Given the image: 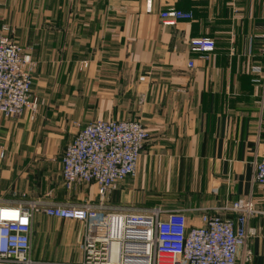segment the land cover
Wrapping results in <instances>:
<instances>
[{
  "label": "crops",
  "instance_id": "1",
  "mask_svg": "<svg viewBox=\"0 0 264 264\" xmlns=\"http://www.w3.org/2000/svg\"><path fill=\"white\" fill-rule=\"evenodd\" d=\"M168 9L193 19L165 26ZM4 27L36 65L38 110L34 119L27 111L0 120V206L97 205L96 187L64 184V151L80 126L136 120L149 138L136 176L107 207L181 210L191 227L206 213L234 218L223 210L228 201L252 198L264 213L253 181L264 157V0H0ZM196 38L216 42L208 59L191 51ZM37 216L36 259L46 239L38 230L79 228ZM249 226L256 235L240 256L249 250L245 264H264V214Z\"/></svg>",
  "mask_w": 264,
  "mask_h": 264
},
{
  "label": "built area",
  "instance_id": "2",
  "mask_svg": "<svg viewBox=\"0 0 264 264\" xmlns=\"http://www.w3.org/2000/svg\"><path fill=\"white\" fill-rule=\"evenodd\" d=\"M151 1L148 2L150 9ZM163 25L192 20V12L168 9L161 13ZM205 59L216 50L211 38L189 43ZM86 66V64L84 65ZM35 63L16 42L9 27L0 31V120H12L27 111L34 119L38 107L32 100ZM194 62L189 63V68ZM146 127L136 120L95 121L80 126L62 156V178L68 188L94 186L99 203L46 204L29 201L0 206V264H245L248 240L256 235L251 220L264 213L253 199L228 201L223 210L234 215L223 219L203 214L201 226L191 227L181 210L161 206L124 211L106 202L127 179L135 177L145 144ZM254 183L264 191V157L254 163ZM38 214L73 221L78 228V259L43 261L33 256L34 225Z\"/></svg>",
  "mask_w": 264,
  "mask_h": 264
},
{
  "label": "rangeland",
  "instance_id": "3",
  "mask_svg": "<svg viewBox=\"0 0 264 264\" xmlns=\"http://www.w3.org/2000/svg\"><path fill=\"white\" fill-rule=\"evenodd\" d=\"M41 215V214H38ZM36 217V223L40 222ZM66 223V221H62ZM42 228L44 223H40ZM78 224V223H77ZM45 226V225H44ZM35 227V226H34ZM36 228V227H35ZM38 236L46 237L39 251V259L43 261H60L69 258H78V230L76 226H60V230H38ZM44 252L45 256H41ZM69 253V254H68ZM36 259V257H34Z\"/></svg>",
  "mask_w": 264,
  "mask_h": 264
}]
</instances>
